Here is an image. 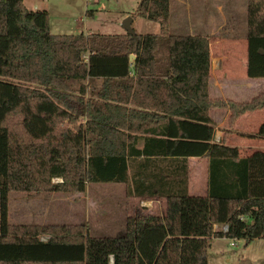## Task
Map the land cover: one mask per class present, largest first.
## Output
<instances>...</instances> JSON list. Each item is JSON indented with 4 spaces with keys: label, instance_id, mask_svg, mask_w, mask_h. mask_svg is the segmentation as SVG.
Returning <instances> with one entry per match:
<instances>
[{
    "label": "trees",
    "instance_id": "obj_1",
    "mask_svg": "<svg viewBox=\"0 0 264 264\" xmlns=\"http://www.w3.org/2000/svg\"><path fill=\"white\" fill-rule=\"evenodd\" d=\"M17 3L0 0V264H207L213 238L264 239V151L241 157L236 147L211 143L207 115L226 108L232 124L264 109V91L245 102L210 98L209 39L171 33L170 0L140 1L131 16L158 23L159 32L135 37L56 35L20 14L15 31ZM246 7V74L264 78V0ZM154 106L163 111H149ZM256 134L264 138V121ZM141 135L146 143L137 150ZM153 142L185 157L176 161L181 171L186 157H207V194L168 192L163 216L127 215L116 237L82 225L9 222L12 191L130 185L129 157L149 155Z\"/></svg>",
    "mask_w": 264,
    "mask_h": 264
},
{
    "label": "rangeland",
    "instance_id": "obj_2",
    "mask_svg": "<svg viewBox=\"0 0 264 264\" xmlns=\"http://www.w3.org/2000/svg\"><path fill=\"white\" fill-rule=\"evenodd\" d=\"M137 0H99L87 4L83 0L73 1V11L69 12L61 5L49 2L52 21L56 24L55 34L74 35L85 33L87 30L100 34L127 33L122 23L127 16H131L137 7ZM141 0H139L140 3ZM67 1L65 4H69ZM196 0L189 3L195 5ZM218 12H193L188 18V26L195 33L206 34L213 29L212 41L235 42L238 46L245 44L247 34V0H218ZM71 3V2H70ZM85 5L94 11L93 17L85 15ZM68 6V5H67ZM170 32L173 34H188L189 27L185 19L175 17L172 10L173 1L170 0ZM200 13V14H199ZM72 15V16H70ZM76 19L82 21L75 23ZM56 22V23H55ZM136 34H154L159 25L146 18L134 15L131 24ZM202 31V32H200ZM264 91V79L258 80ZM259 93V92H258ZM253 94L252 98L254 97ZM60 179L53 178L56 183ZM40 192L28 193L12 191L9 193L8 220L13 224H59L82 225L88 229L90 235L100 237H116L124 232L127 215L147 216L148 205L145 201L136 200L130 207L122 184L90 183L82 194ZM73 194V195H72ZM138 214V215H135ZM44 240L47 236H41ZM232 239L219 240L217 245L208 249V264H264V239H256L245 245L244 240L237 241L231 246ZM230 261L226 262L224 257Z\"/></svg>",
    "mask_w": 264,
    "mask_h": 264
},
{
    "label": "crops",
    "instance_id": "obj_3",
    "mask_svg": "<svg viewBox=\"0 0 264 264\" xmlns=\"http://www.w3.org/2000/svg\"><path fill=\"white\" fill-rule=\"evenodd\" d=\"M50 1H52L53 5L58 4L63 6L65 9L71 12V14H73V7L71 5L73 1L80 0H17L18 3L14 8L16 12L14 14V22L17 24V28L15 31H19L21 29L18 26V17L20 14L23 19L33 22L36 26L39 27V29L48 30L51 34H55L52 32H54V29L57 30V27L56 24H54L52 21L51 12L49 9ZM67 1H70L71 3L68 2L69 4H65V2ZM83 1H85L87 5L98 2L99 0ZM172 1V10L175 13V17L185 19V24L187 27H189V22H187L188 18L192 17L193 12L201 11V13L204 14L209 10H215L216 12H218L220 9L218 0H196L198 2H195V5L189 3L190 0ZM136 3L138 6L139 0H137ZM86 5L85 13L86 10L90 9ZM40 13H42L43 18L42 20H37L36 16ZM74 21L75 23H79L82 21V19H76V17H74ZM189 29L190 30L188 34H196L195 31L191 29V27H189ZM206 32V34H200L207 36L209 39V97L232 100L235 102H245L252 99L253 94L258 95L259 93L263 92L260 91L262 89H259L261 88V86L257 84V81L264 78L253 79L249 78L246 74L245 63L247 60V43L246 46L245 44H242V46H238V44L235 42L212 41L211 36L213 34V29L209 28ZM89 33L92 32L87 30L85 33L82 32L81 34L87 35ZM134 57V55L133 58H130L129 56L130 60H133ZM130 74H133L132 71ZM83 82L86 83L87 81L85 80ZM95 83L96 85H98L100 83V80H97ZM256 95H254V97ZM155 97L159 96L155 95ZM154 102H156L155 99L152 100V103ZM163 103L168 104L169 99H164ZM158 106L161 105L159 104ZM149 111L162 112L163 110L156 109V106H154V108ZM207 115L209 117L208 125L212 127V137L210 139L211 143H219L221 141L224 143V145L236 147L239 152V156L241 157L249 156L256 151H264V138L259 137L256 134L259 126L264 121V109L245 112L240 115L232 124L229 123L230 112L226 108H209ZM145 143V136L141 135L136 142L135 148L137 150H142ZM149 150V155H134L129 157L128 172L130 185L115 183L123 185V191L127 196L126 200L128 199V203H130V207L127 208L130 209L136 200H142L145 201L148 205V213L146 214L153 216H163L166 210V197L164 194H167L168 192L181 191H186L189 195L204 196L207 194V157H186V169L184 168L183 171H181V166H178V164H176V161H182L185 157L167 153L164 143L153 142L150 144ZM179 167L180 171L176 173L175 168ZM54 178L60 179L58 182L61 181L60 177ZM133 182L137 183L136 188L135 186L133 187ZM87 185L85 189L87 188ZM135 192H147V195L138 196L135 195ZM77 194H82V192H79ZM222 227L223 225L220 224L214 225V229H222ZM123 233L124 232H122V234ZM225 239L227 238H213L210 248L212 246L217 248L220 247V245H217V242L219 240L225 241ZM237 241L239 240L230 242V245L231 243H234V245L231 246H235ZM208 257L209 254L207 252V260L209 259ZM224 259L226 262L230 261L228 256H225Z\"/></svg>",
    "mask_w": 264,
    "mask_h": 264
},
{
    "label": "water",
    "instance_id": "obj_4",
    "mask_svg": "<svg viewBox=\"0 0 264 264\" xmlns=\"http://www.w3.org/2000/svg\"><path fill=\"white\" fill-rule=\"evenodd\" d=\"M133 21V17L132 16H127L123 23H122V27L126 30L127 33H129L131 36H136V33L134 32L133 28L131 27ZM130 58H133V55H130Z\"/></svg>",
    "mask_w": 264,
    "mask_h": 264
},
{
    "label": "built area",
    "instance_id": "obj_5",
    "mask_svg": "<svg viewBox=\"0 0 264 264\" xmlns=\"http://www.w3.org/2000/svg\"><path fill=\"white\" fill-rule=\"evenodd\" d=\"M222 230L223 231H226L227 230V226L226 225H223ZM231 245H234V243H231Z\"/></svg>",
    "mask_w": 264,
    "mask_h": 264
}]
</instances>
